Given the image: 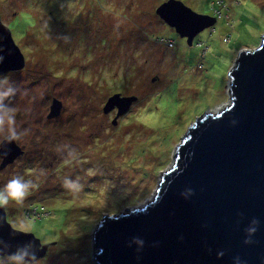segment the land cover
<instances>
[{
	"label": "rangeland",
	"instance_id": "rangeland-1",
	"mask_svg": "<svg viewBox=\"0 0 264 264\" xmlns=\"http://www.w3.org/2000/svg\"><path fill=\"white\" fill-rule=\"evenodd\" d=\"M162 1L0 0L24 57L22 68L0 74V91L12 89L0 113L14 112L23 150L0 168V187L16 176L36 185L4 207L12 227L47 245L44 264H96L102 215L152 197L189 124L229 102L238 51L264 33V0H181L216 17L189 45L155 13ZM113 93L136 96L115 123L116 108L103 111ZM53 98L60 111L47 117ZM7 134L0 125V141ZM66 178L81 184L77 194Z\"/></svg>",
	"mask_w": 264,
	"mask_h": 264
},
{
	"label": "water",
	"instance_id": "water-1",
	"mask_svg": "<svg viewBox=\"0 0 264 264\" xmlns=\"http://www.w3.org/2000/svg\"><path fill=\"white\" fill-rule=\"evenodd\" d=\"M155 13L189 45L216 21L181 0H164ZM0 49V74L23 67V54L1 20ZM228 87V103L189 124L152 197L141 206L102 215L92 233L96 264H235L234 257L240 264H264V33L257 46L238 51ZM135 100L113 93L103 111L116 108L115 123ZM60 107L53 98L47 117ZM5 137L0 168L23 152ZM188 188L193 194L185 198ZM250 227L257 230L249 234ZM29 237L37 239L41 257L47 245L12 227L5 207L0 208V238L15 247ZM246 238L252 242L245 244ZM137 239L144 241L140 251Z\"/></svg>",
	"mask_w": 264,
	"mask_h": 264
},
{
	"label": "clouds",
	"instance_id": "clouds-1",
	"mask_svg": "<svg viewBox=\"0 0 264 264\" xmlns=\"http://www.w3.org/2000/svg\"><path fill=\"white\" fill-rule=\"evenodd\" d=\"M3 49H0L2 51ZM3 56H0V63L3 62ZM6 76H0V83H5ZM12 94V89L0 91V108H3V101ZM7 124L8 134L4 138V142L13 143L19 139L18 133L14 127L15 116L14 112L6 108L0 113V125ZM70 156H75V152H70ZM36 187L31 180H26L23 177L16 176L10 179L6 184L0 187V208L9 205L10 203L22 204L26 197L30 195V190ZM64 187L72 194H77L81 189V184L78 180L65 179ZM193 194L191 188L186 189L182 195L187 198ZM253 225H257L258 221H253ZM256 227H250L248 229L249 234L256 231ZM250 238H246L244 243H251ZM136 243L139 245L137 251L143 248L144 241L137 239ZM39 244L37 239L31 237L24 239L22 243H19L15 247L8 244L4 239L0 238V264H44L43 259L38 257ZM223 255V253H218ZM235 264H240V258L234 257Z\"/></svg>",
	"mask_w": 264,
	"mask_h": 264
},
{
	"label": "flooded vegetation",
	"instance_id": "flooded-vegetation-1",
	"mask_svg": "<svg viewBox=\"0 0 264 264\" xmlns=\"http://www.w3.org/2000/svg\"><path fill=\"white\" fill-rule=\"evenodd\" d=\"M63 1H64V2H66V1L69 2L70 0H69V1H68V0H63ZM180 38H181V37H180ZM181 39H186V38L183 37V38H181ZM113 110H114V109H113Z\"/></svg>",
	"mask_w": 264,
	"mask_h": 264
}]
</instances>
